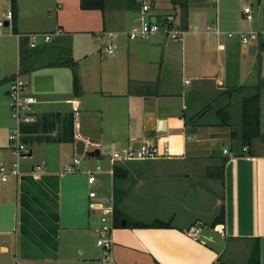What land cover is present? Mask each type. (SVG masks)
Here are the masks:
<instances>
[{"label": "crops", "instance_id": "1", "mask_svg": "<svg viewBox=\"0 0 264 264\" xmlns=\"http://www.w3.org/2000/svg\"><path fill=\"white\" fill-rule=\"evenodd\" d=\"M146 1L159 20L178 13L171 0ZM187 1L181 40L160 33L130 41L140 9L103 14L83 11L80 0H16L9 21L12 0H0V21L9 22L8 31L0 27V81L19 75L36 117L20 126L32 154L19 159L9 140L17 129L10 81L0 86V163H19L22 173L0 185V264H104L95 233L100 216L89 196L93 171L80 162L77 173L66 172L77 156V141L101 155L105 148L145 142L168 147L173 155L119 164L129 173L120 185L134 177L139 196L154 192L163 198L155 221L171 228L114 227L111 264H248L257 244L264 264L262 106L261 138L247 151L240 140L242 102L251 93L245 89L261 86L264 98V0ZM247 7L252 21L246 19ZM240 32L261 39L246 46L227 36ZM32 35L53 37L32 48ZM110 46L113 55L105 51ZM74 71L80 96L73 92ZM131 82L157 85L139 87L131 96ZM223 109L229 127L222 125ZM104 134L112 135L111 143L97 136ZM107 158L105 173L113 180L110 154ZM43 163L45 179L33 183L32 167ZM133 195L127 192L123 204L138 207ZM222 208L224 222L214 224Z\"/></svg>", "mask_w": 264, "mask_h": 264}, {"label": "built area", "instance_id": "2", "mask_svg": "<svg viewBox=\"0 0 264 264\" xmlns=\"http://www.w3.org/2000/svg\"><path fill=\"white\" fill-rule=\"evenodd\" d=\"M141 4L139 10V16L137 17L135 24L128 32V38L130 41L147 40L149 37L156 34H164L168 38L178 41L181 40L186 31L180 27V21L175 13H170L159 20L152 14V7L146 0H137ZM244 13L248 21L253 20V14L250 7L245 8ZM11 21L12 13L9 12L7 16ZM6 21H0V27H5ZM207 31H212L219 35L220 30L218 27H209ZM113 36V34H110ZM228 38L238 39L242 45L250 46L253 43L258 42L261 39V35L258 33H228ZM52 35H32L31 47L36 48L40 41L48 43L52 39ZM106 53L113 55L115 53L114 47H107ZM26 83L17 75L12 81H10V88L8 92L9 105L11 111V117L17 124V129L9 137L12 144L14 154L19 158H27L31 153L30 149L22 140V133L20 126L24 124H31L36 121V117L33 114L34 100L26 98L24 96V90ZM248 148L245 147L244 151ZM88 152L85 149V154ZM224 151V154H227ZM85 156V155H84ZM173 155L168 147H160L158 144L145 142L137 148L127 146L121 148H115L110 157V161L113 165L122 164L127 162H142V161H156L171 159ZM80 164V160L75 158L72 165L66 168V172L69 174L77 173V167ZM97 172H89L88 183L89 185H95L97 183L96 173L101 172V168H96ZM45 164L36 165L31 171V175L35 180L41 179L45 174ZM22 177L21 167L19 163L12 165H5L0 163V185L9 183L12 179H19ZM91 199H96L97 194L92 191L90 193ZM94 213H100V226L95 229L97 235V245L104 251L105 259L104 264H111V251L113 248L112 232L114 230V214L113 205L111 208H97L93 210ZM199 232L196 231L194 238L198 239Z\"/></svg>", "mask_w": 264, "mask_h": 264}, {"label": "trees", "instance_id": "3", "mask_svg": "<svg viewBox=\"0 0 264 264\" xmlns=\"http://www.w3.org/2000/svg\"><path fill=\"white\" fill-rule=\"evenodd\" d=\"M174 8L178 9L177 16L180 21V27L183 30H187L188 27V1L187 0H171ZM80 7L83 11H101L103 14L121 10L122 8L129 10H139L141 4L137 0H80ZM16 0H12V15L17 11ZM15 77L8 80H1L0 86L12 81ZM157 84H142L131 82L129 85V95H137V89L141 87L142 89H148L150 87H155ZM138 87V88H137ZM140 88V89H141ZM251 93L244 97L242 102V127L240 132V140L243 147H249L254 140L261 138V86L256 88L245 89ZM73 92L75 96H80L81 94V84L80 79L76 71L73 72ZM221 113L226 116L223 119L222 125L229 127L230 116L226 112V109L221 110ZM202 114V113H201ZM200 116V115H199ZM235 135L233 134L232 137ZM227 160L224 159L222 162V167L219 169L218 179L223 180L224 167ZM129 178V173L121 167L119 164L113 166V214H114V227H122V221L126 220V228H171L170 223H164L156 221L153 224H142L137 222H131L120 210L124 200L127 197V193L117 187L118 182L126 181ZM225 218L224 208L221 209L219 217L215 220L214 224L223 223ZM248 264H260V246L257 244L253 251Z\"/></svg>", "mask_w": 264, "mask_h": 264}, {"label": "rangeland", "instance_id": "4", "mask_svg": "<svg viewBox=\"0 0 264 264\" xmlns=\"http://www.w3.org/2000/svg\"><path fill=\"white\" fill-rule=\"evenodd\" d=\"M243 3L246 2V0L242 1ZM251 4V2H248ZM3 12L7 14L8 9L4 6ZM5 21V19H3ZM4 31H8L9 27H2L1 28ZM246 92L244 93V95ZM261 106H262V118L264 120V98L261 100ZM14 133L13 129L11 131ZM98 138H102L104 143H111L113 138L111 134H104L102 135H97ZM124 147V146H122ZM121 148V147H118ZM114 152V149L112 148H105L102 150V155L100 158H89L87 156H76L77 159L80 160L81 163H86L83 169L85 170H90V171H96L97 167H100L102 169V172L96 173V179H97V184L93 185L92 190L97 194V198L93 199V208H111L113 205V180H112V175H110L108 172L105 173V168L109 164L108 162V154H110V157L112 153ZM135 163V162H134ZM133 164V162H132ZM138 164V163H135ZM43 165V164H39ZM105 167V168H104ZM124 168V166H121ZM33 170V167H32ZM109 171V170H108ZM11 180L9 184L12 182ZM137 183L136 178H132L126 186H123L120 183H117V187L119 186L120 189L128 192L129 195L134 196V203L138 205L135 206L133 203H129L128 205L126 203L122 204L120 210L122 213L126 216L127 219H129L131 222H136V221H141L143 222L142 224H153L155 223L156 219L155 217L158 215V207H160L159 202L163 201V198H161L157 193L154 192H148L147 194L144 195V197L139 196L138 193H135L133 191L134 184ZM2 189V188H1ZM0 189V193H1ZM131 192V193H130ZM98 216H100V213H97ZM137 222V223H141ZM97 241V238H96Z\"/></svg>", "mask_w": 264, "mask_h": 264}, {"label": "water", "instance_id": "5", "mask_svg": "<svg viewBox=\"0 0 264 264\" xmlns=\"http://www.w3.org/2000/svg\"><path fill=\"white\" fill-rule=\"evenodd\" d=\"M6 26H9L8 21L6 22ZM85 149H86V144L83 141H77V143H76V154L78 156H84L85 155L89 158H100L101 157L100 150L97 149L94 151H88L85 154ZM29 156H31V154ZM28 179L30 181H32L33 183H41L45 179V176H42L41 179H39V180H35L34 177L32 175H30L28 177ZM126 225H127V221L123 220L122 221V227H126Z\"/></svg>", "mask_w": 264, "mask_h": 264}]
</instances>
